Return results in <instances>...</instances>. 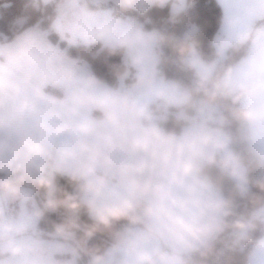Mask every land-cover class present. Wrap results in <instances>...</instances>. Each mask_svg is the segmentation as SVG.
Returning <instances> with one entry per match:
<instances>
[{"label":"crops","instance_id":"crops-1","mask_svg":"<svg viewBox=\"0 0 264 264\" xmlns=\"http://www.w3.org/2000/svg\"><path fill=\"white\" fill-rule=\"evenodd\" d=\"M125 1L138 7L130 9L136 18L144 11L141 6L151 3H169L172 14L189 5L188 0ZM217 1L222 22L214 36L216 57L205 63L193 44L186 55L198 80L205 82L229 46L245 42L264 18V0ZM52 22L61 28L64 20L54 13ZM131 27L141 55L148 36L139 21ZM216 83L222 94L241 90L245 141L263 162L264 24L255 30L248 53ZM126 86L114 88L97 79L86 61L70 57L39 26L0 43V173L16 172L30 182H21L26 185L43 183L45 174L52 178V170L76 175L92 219L117 212L127 221L138 218L137 225L126 222L108 230L120 227L125 237L146 230L160 237L165 248L199 261L195 252L204 251L226 216L224 197L199 172L216 156L219 167L231 174L218 151L223 134L201 118L190 120L179 133H166L124 92ZM89 186H96L91 188L98 200ZM247 264H264V234Z\"/></svg>","mask_w":264,"mask_h":264},{"label":"trees","instance_id":"trees-1","mask_svg":"<svg viewBox=\"0 0 264 264\" xmlns=\"http://www.w3.org/2000/svg\"><path fill=\"white\" fill-rule=\"evenodd\" d=\"M188 1L189 5L176 14H172L169 3L163 5L155 3L137 14L142 30L158 29L162 33L159 40L158 60L160 76L186 85L192 93L191 98L186 103L170 106L171 108L184 107L191 117L180 119L173 113H169L166 118L157 120L164 132L179 133L190 120L200 119L197 112V105L200 102L203 100L217 102L223 104V113L229 121L226 123L208 121L207 123L228 130L232 137L231 144L234 145L238 133L237 127L245 115V107L241 104V90L228 94L210 95L204 90L194 89L192 80L198 79V75L186 60L191 44L197 49L205 63L209 64L214 60L216 57L214 36L220 29L222 8L217 0ZM54 11V7L43 0H0V43L11 41L29 27L39 26L46 32L48 38L64 49L70 57L86 61L95 77L100 81L114 88L129 85L134 81L135 76L131 71L128 76L124 77L123 82H120V77L127 67L123 47H112L103 44L101 41H94L88 45H67L64 39H60L58 32L52 25ZM262 24H264V18L257 22L254 31L250 33L245 42H235L229 46L226 55L220 60L211 78L206 82L207 85L219 81L224 72L248 53L255 30ZM180 58L184 63L177 62V59ZM151 105L155 107V103ZM156 110L158 109L155 108L154 111ZM244 141L241 140L240 143H244ZM215 159L216 156L214 159L207 160L199 172L207 175L224 195L226 216L216 235V244L220 243L221 235L228 228L233 217H238L240 221L244 220V222L250 220L246 234L239 241L234 242L236 234L230 236L224 253L217 257V264H247L254 244L264 234L263 215L253 216L254 211L264 204V161L262 163L258 160L249 162L255 170H259V173L254 174L253 169L248 172L249 186L244 193H241L232 175L221 169ZM241 159L248 161L245 157H241ZM80 184V178L76 175L56 173L54 186L58 201L63 202L70 192L75 194L82 188ZM35 186L44 190L47 184L43 182L35 184ZM75 202L78 203L81 220L85 224H96L97 221L89 216L88 205L77 197ZM204 251H197L195 255L201 257ZM199 259L202 261L203 258ZM203 262L212 264L207 258H204Z\"/></svg>","mask_w":264,"mask_h":264},{"label":"rangeland","instance_id":"rangeland-1","mask_svg":"<svg viewBox=\"0 0 264 264\" xmlns=\"http://www.w3.org/2000/svg\"><path fill=\"white\" fill-rule=\"evenodd\" d=\"M43 1L51 4L55 10V16L58 14L59 18L64 20V22H59L61 28L55 27L54 22H52V25L58 32L60 39H64L67 45H88L94 41L101 40L105 45L112 47L121 46L124 48V58L127 67L120 77V82L122 83L125 79L124 77L133 71L135 79L130 83L131 85L124 88V92L136 104L145 109L149 119L152 121L163 119L169 113H173L180 119L191 117L184 107H170L171 105H182L191 98L192 93L188 87L181 85L173 79H164L157 74L159 69L155 66L159 60L161 31L158 29H153V31L148 33H143L145 31H142V34H147L148 36V46H145V50H142L143 53L141 55L139 54L140 47L134 39L137 35L131 29V25H133V22H138V18L130 12L132 8L138 10L137 6L125 0ZM151 4L147 8L144 7L145 5L141 6L140 10L148 9ZM193 30L195 31V28ZM177 60L179 63L183 62L181 58ZM192 82L193 88L196 90H204L210 95L222 94L217 83L207 85L205 81L198 79H193ZM152 103H155V107L151 105ZM155 108L158 110L154 111ZM197 112L202 121L218 123L229 121L225 113H223V104L217 102L203 100L197 105ZM215 127L223 134L218 148L221 158L224 159L222 166L233 175L240 192L244 193L249 186L248 172L253 169L254 174L259 173V170H255L249 164L253 160H258L251 147H249L246 141L240 143L241 140H245L246 136L244 126L240 120L234 145L231 144L232 137L228 130L218 125H215ZM241 157L247 158L248 161H243ZM50 172H52V178L45 174V178L42 180V182L47 184L42 192L46 196L45 198H47L44 203L47 211L45 217L38 226H35L36 228H33L28 236L0 242V264H91L89 253L94 249L101 252L103 246L105 247L104 238L108 239L105 233L112 230H108L110 225L120 226L119 224H125L126 222H129L130 225H137V222L141 221L138 218H131L129 221L124 220L122 214L117 212L113 213L108 219L97 220L96 224H86L92 237L85 244L87 237L84 231H80V226L69 228L66 224L61 225L60 221L59 228H56L58 226V222L55 220L56 214L59 209L62 210L63 205L62 201H58L57 199L54 176L57 172L61 171L52 170L48 173ZM62 173L66 174V172ZM10 181L30 183L22 179L16 172L13 175H2L0 173V182L6 183ZM209 181L213 185L211 180ZM91 187L96 188V186ZM91 187L89 186L87 190L94 193V200H98L99 193ZM215 188L224 197L221 190L217 187ZM83 193L84 189L80 188L75 194L70 192L63 201L72 205L76 212L75 214L79 216V220H81V217L75 198L77 197L81 200ZM263 212L264 205H261L254 211L253 216ZM48 215L52 219L48 218ZM249 226V219L244 222V220L240 221L238 217H233L228 228L221 235L220 243L216 244V235L219 229L210 242H208L206 248H204L205 251L201 254V257L209 259L212 264H217V257L224 253L230 236L236 234L234 242L239 241L246 234Z\"/></svg>","mask_w":264,"mask_h":264},{"label":"water","instance_id":"water-1","mask_svg":"<svg viewBox=\"0 0 264 264\" xmlns=\"http://www.w3.org/2000/svg\"><path fill=\"white\" fill-rule=\"evenodd\" d=\"M13 192H21L24 193L28 189L32 190L31 187L27 185H13ZM7 189H10L8 187ZM6 189V190H7ZM5 190V191H6ZM3 190L0 192V195L5 193ZM26 197H23L24 200ZM41 215V214H40ZM39 214L34 216V219L31 220V223L19 225L21 221H23V215L20 214L18 217H14L9 219L6 222L5 228L9 229L7 232H1L0 236H5L10 233H18L24 230L33 228L38 225L40 221ZM19 225V226H17ZM82 230L85 232L86 241L85 244L91 239V232L89 229L82 227ZM144 234L128 236L127 241L128 245L132 246H120L117 242L110 241L108 246L104 248V250L99 253L96 251H91L89 253L90 260L92 264H112V260L118 256L117 264H188L189 256L172 252L170 249L165 248L160 237L157 235L151 234L148 231L144 230ZM28 236V234H24L20 237ZM139 245H134V243ZM85 245V249H86Z\"/></svg>","mask_w":264,"mask_h":264},{"label":"flooded vegetation","instance_id":"flooded-vegetation-1","mask_svg":"<svg viewBox=\"0 0 264 264\" xmlns=\"http://www.w3.org/2000/svg\"><path fill=\"white\" fill-rule=\"evenodd\" d=\"M10 184V189H7L8 187H4L5 183L0 182V192L3 190L5 193L3 195H0V233L1 232H7L9 229L5 228L6 222L14 217H18L20 214H22L23 221L18 223L19 225L23 224H28L31 223V220L34 219V216L40 215V222L43 220L46 214V205H44L45 201L47 198L42 194L43 190L41 188H38L35 185H27L32 188V190L28 189L26 192L21 193V192H13V185H26L23 183H18L14 181L6 182ZM23 197H26L24 200L22 199ZM62 210L59 209L57 214H56V221L58 222V226L56 228H59V223L61 221V225H67L69 228H75L77 226H80L79 229L81 232H83L82 227L87 228L86 224L82 221L79 220V216H77L75 213V210L73 209L72 205L62 202ZM48 218H51L50 215H48ZM52 219V218H51ZM17 225V226H19ZM37 225V226H38ZM36 228V227H33ZM33 228L24 230L22 232L18 233H10L5 236H0V242L6 241V240H11L14 238H18L24 234H30L33 230ZM33 234V233H32ZM105 235L108 237L104 238L105 247L103 246L101 252L108 246V243L110 241L117 242L120 246H130L128 245L127 237H125L123 233V229L120 227H117L116 229H112L111 231H108L105 233ZM105 237V236H104ZM111 238V239H110ZM139 245L136 242L134 245ZM101 246V244H100ZM99 246V248H100ZM92 251H96L101 253L99 250L94 249ZM198 258V257H196ZM199 259V258H198ZM200 261V260H199ZM197 261L195 259L189 260L188 264H203L204 262L202 261ZM118 263V256L112 260V264H117Z\"/></svg>","mask_w":264,"mask_h":264},{"label":"clouds","instance_id":"clouds-1","mask_svg":"<svg viewBox=\"0 0 264 264\" xmlns=\"http://www.w3.org/2000/svg\"><path fill=\"white\" fill-rule=\"evenodd\" d=\"M4 187H10L9 183H5V185H3Z\"/></svg>","mask_w":264,"mask_h":264}]
</instances>
